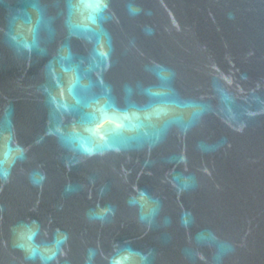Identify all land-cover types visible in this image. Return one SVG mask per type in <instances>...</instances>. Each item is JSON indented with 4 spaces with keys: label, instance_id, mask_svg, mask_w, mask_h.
Returning <instances> with one entry per match:
<instances>
[{
    "label": "water",
    "instance_id": "water-1",
    "mask_svg": "<svg viewBox=\"0 0 264 264\" xmlns=\"http://www.w3.org/2000/svg\"><path fill=\"white\" fill-rule=\"evenodd\" d=\"M76 3L0 0V264H264V0Z\"/></svg>",
    "mask_w": 264,
    "mask_h": 264
},
{
    "label": "snow or ice",
    "instance_id": "snow-or-ice-1",
    "mask_svg": "<svg viewBox=\"0 0 264 264\" xmlns=\"http://www.w3.org/2000/svg\"><path fill=\"white\" fill-rule=\"evenodd\" d=\"M87 7L92 9V13L88 16V19L95 23L96 19H97V13H99L100 11H102V9L106 6L104 3V0H77L76 4L71 5V7L73 9H78L79 7ZM87 152H91L92 149L91 148H85L84 149ZM31 238V237H29Z\"/></svg>",
    "mask_w": 264,
    "mask_h": 264
}]
</instances>
